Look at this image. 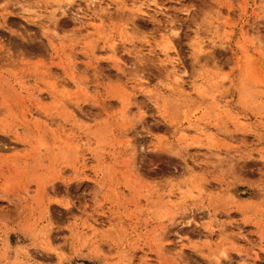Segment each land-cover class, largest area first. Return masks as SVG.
Instances as JSON below:
<instances>
[{"label":"rangeland","instance_id":"1","mask_svg":"<svg viewBox=\"0 0 264 264\" xmlns=\"http://www.w3.org/2000/svg\"><path fill=\"white\" fill-rule=\"evenodd\" d=\"M0 264H264V0H0Z\"/></svg>","mask_w":264,"mask_h":264},{"label":"bare ground","instance_id":"2","mask_svg":"<svg viewBox=\"0 0 264 264\" xmlns=\"http://www.w3.org/2000/svg\"><path fill=\"white\" fill-rule=\"evenodd\" d=\"M101 1V0H100ZM131 1V0H130ZM90 2V1H89ZM93 2V1H92ZM92 2H90V3H92ZM104 2V1H103ZM129 2V1H128ZM94 3V2H93ZM143 4V3H142ZM140 6H141V4H140ZM143 6V5H142ZM109 8V7H108ZM143 14V13H142ZM114 46V45H113ZM253 63V62H252ZM263 66V65H262ZM178 83V80L176 81V84ZM178 84H180V83H178ZM172 87H174V86H172ZM199 132V131H198ZM197 133V132H196ZM199 133H201V132H199Z\"/></svg>","mask_w":264,"mask_h":264}]
</instances>
